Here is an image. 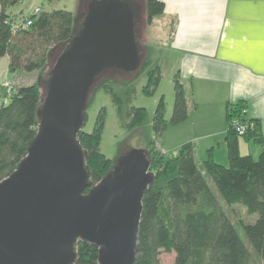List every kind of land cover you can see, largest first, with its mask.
<instances>
[{
    "label": "trees",
    "instance_id": "obj_1",
    "mask_svg": "<svg viewBox=\"0 0 264 264\" xmlns=\"http://www.w3.org/2000/svg\"><path fill=\"white\" fill-rule=\"evenodd\" d=\"M19 1L0 0V57L7 56L9 69L20 70L23 77L42 70L51 50L72 37L74 15L62 9L38 10L15 24L6 9ZM145 6L146 24L150 25L163 13L164 4L145 0ZM28 21L31 24L24 27ZM158 80V74L150 76L145 92L150 93ZM12 84L14 92L0 105V181L26 156L38 126L40 85L37 81ZM113 100L118 112L122 111L123 100L118 96ZM244 108L242 102L227 107L226 165L214 161L211 154L198 162L190 142L170 152L149 150L150 170L155 177L143 194L133 264H161V252L173 253V264H253L256 260L264 264V137L256 121L250 126ZM132 113L134 127L141 123L145 110L134 108ZM188 114L186 89L174 78L171 115L165 118V104L160 98L152 116L153 135H162L167 125L182 122ZM232 118L247 123L243 134L232 126ZM103 125L104 114L100 113L90 133L81 130L78 134L86 150L92 184L112 167V160L99 150ZM239 137L261 146L257 159L240 154ZM236 206L245 210L246 218L233 220ZM75 245L74 264H98L97 247L82 241Z\"/></svg>",
    "mask_w": 264,
    "mask_h": 264
},
{
    "label": "water",
    "instance_id": "obj_2",
    "mask_svg": "<svg viewBox=\"0 0 264 264\" xmlns=\"http://www.w3.org/2000/svg\"><path fill=\"white\" fill-rule=\"evenodd\" d=\"M135 14L127 0H93L51 66L36 135L0 181V264H74L78 241L98 248V264H133L155 177L149 151L134 150L92 184L78 134L95 77L138 63Z\"/></svg>",
    "mask_w": 264,
    "mask_h": 264
},
{
    "label": "crops",
    "instance_id": "obj_3",
    "mask_svg": "<svg viewBox=\"0 0 264 264\" xmlns=\"http://www.w3.org/2000/svg\"><path fill=\"white\" fill-rule=\"evenodd\" d=\"M160 1L164 11L149 26L168 31V47L178 57L174 78L184 85L186 98L187 86L191 94L188 117L167 125L161 135L164 152L190 142L197 161L211 154L226 165L228 105L242 102L250 126L256 121L264 137V0ZM260 151L254 147V153Z\"/></svg>",
    "mask_w": 264,
    "mask_h": 264
},
{
    "label": "rangeland",
    "instance_id": "obj_4",
    "mask_svg": "<svg viewBox=\"0 0 264 264\" xmlns=\"http://www.w3.org/2000/svg\"><path fill=\"white\" fill-rule=\"evenodd\" d=\"M93 0H20L18 3L9 6L6 13L12 16L15 24H20L24 19L32 15L35 11L50 12L53 10H66L74 15V29H78L83 23ZM133 5L138 18H142V25L135 26L134 34L136 46L138 48V63L131 70L107 68L95 77L87 92L86 108L83 113L81 130L90 133L93 130L98 114H104V125L99 143V150L108 159L112 160V166H116L119 161L134 150L149 151L157 148L162 151L168 149L162 141V136H154L152 133V116L156 105L161 98L165 104V118L171 115L174 103V74L178 67L177 53L171 50L168 45V31L161 25L149 26L146 24L143 4L140 0H135ZM138 10V12H137ZM139 21H141L139 19ZM63 45L55 47L48 55L45 67L40 71H34L29 75L22 74L20 70H10L8 67V57H0V84L8 81L17 86L18 84H28L37 81L40 85L41 95L44 93L43 81L47 77L51 66L63 49ZM159 75L158 84L150 92L145 89L148 78ZM20 75V79L17 77ZM17 80V81H16ZM180 81L187 83L180 76ZM113 96H118L123 100L122 111L118 112ZM188 103L191 101V94L187 86ZM143 108L145 116L141 123L131 127L133 123V109ZM129 113H128V112ZM242 139V137H240ZM240 154L251 153L253 159H257L258 154L254 153V147L260 146L254 143H247L243 139ZM245 143H244V142ZM248 144V145H247ZM250 149V150H249ZM253 149V150H252ZM251 151V152H250ZM201 161V157H197ZM227 164V163H226ZM212 181L209 182L211 184ZM246 218L245 210L235 207L233 220ZM250 219V218H249ZM241 234V233H240ZM175 255L173 253L161 252V264H173ZM253 264H259L256 260Z\"/></svg>",
    "mask_w": 264,
    "mask_h": 264
},
{
    "label": "built area",
    "instance_id": "obj_5",
    "mask_svg": "<svg viewBox=\"0 0 264 264\" xmlns=\"http://www.w3.org/2000/svg\"><path fill=\"white\" fill-rule=\"evenodd\" d=\"M30 24L31 22L28 21L23 26L26 27L29 26ZM13 92H14V86L11 82L8 81L2 82L0 84V105L6 103ZM231 124L239 134H243L247 129V123L239 122L237 118H232Z\"/></svg>",
    "mask_w": 264,
    "mask_h": 264
},
{
    "label": "flooded vegetation",
    "instance_id": "obj_6",
    "mask_svg": "<svg viewBox=\"0 0 264 264\" xmlns=\"http://www.w3.org/2000/svg\"><path fill=\"white\" fill-rule=\"evenodd\" d=\"M127 1H129L131 4H133L134 6H135V0H127ZM140 3H142L143 4V8H144V12H145V14H146V6H145V0H140ZM132 5V6H133ZM137 12H138V10H137ZM137 14V13H136ZM145 18V20L147 19V17L145 16L144 17ZM139 19L141 20V21H139ZM141 22H143V20H142V18H138L137 17V15H136V20H135V26H136V28H137V25H138V28L142 25V23Z\"/></svg>",
    "mask_w": 264,
    "mask_h": 264
}]
</instances>
